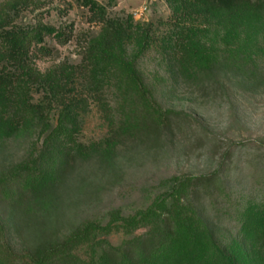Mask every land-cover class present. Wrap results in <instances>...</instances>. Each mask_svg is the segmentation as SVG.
I'll return each mask as SVG.
<instances>
[{
  "label": "rangeland",
  "instance_id": "374dc122",
  "mask_svg": "<svg viewBox=\"0 0 264 264\" xmlns=\"http://www.w3.org/2000/svg\"><path fill=\"white\" fill-rule=\"evenodd\" d=\"M96 1L108 18L128 24L132 17L150 30L152 44L140 57L138 70L160 106L177 115L152 134L123 133V102L115 83H106L102 104L95 103L83 123L79 142L84 152L56 181L49 211L32 197L22 199L10 190L21 182L18 176L38 162L45 137H0V192L10 190L6 203L0 199V224L11 248L21 254L36 237L67 236L90 221L107 224L115 213L134 216L166 192L174 177L218 174L216 185L198 193L192 203L223 246L252 257L244 224L251 214H264V16L249 18L246 32L260 38L253 49L257 53L238 66L227 61L232 46L225 36L233 31L223 20L206 27L197 17L180 21L171 0ZM16 2L18 24L54 28L68 39L63 43L46 37L50 55L32 43L34 71L47 76L66 66L82 68L90 42L103 30L83 0H0V11H10ZM199 41L223 57L200 77L185 52L188 42ZM135 50L138 47L129 43L128 55ZM81 71L79 83L90 75V68ZM100 147L113 148L106 161L96 151ZM127 238L117 232L109 240L119 246ZM81 250L84 257L90 253Z\"/></svg>",
  "mask_w": 264,
  "mask_h": 264
},
{
  "label": "trees",
  "instance_id": "16d2710c",
  "mask_svg": "<svg viewBox=\"0 0 264 264\" xmlns=\"http://www.w3.org/2000/svg\"><path fill=\"white\" fill-rule=\"evenodd\" d=\"M171 1L180 21L197 17L199 25L205 27L217 19L227 23V29L233 31L225 36L227 46H232L227 61L241 66L256 56L253 49L260 38L247 33L245 26L251 16L254 21L264 16V0ZM83 4L103 23L102 33L90 42L82 68L66 66L47 76L37 74L31 67L30 45L34 43L40 52L50 55L45 38L51 36L66 43L67 37L54 28L18 24V2L10 6V11H0V137L37 133L45 137L38 162L22 172L18 176L21 182L10 190L22 199L32 197L36 205L48 211L56 181L84 152L79 142L83 123L93 105L102 104L106 83H115L123 102V133L149 135L169 126L177 115L160 106L138 70L140 57L152 44L145 24L135 23L132 17L128 24L112 20L96 0H83ZM129 43L138 47L133 56L127 52ZM185 48L199 77L223 62L222 55L215 54L204 42H188ZM84 68H90L89 79L79 83ZM112 150L100 147L96 151L106 161ZM218 178V174L174 177L167 191L136 215L115 213L107 224L90 221L67 236L36 237L21 254L11 248L0 224V264H264V214H251L245 222V238L254 252L250 257L240 250V256L223 246L192 203L198 193L211 190ZM10 190L0 192L1 201L9 200ZM248 213L250 210L247 216ZM140 230H144L143 234L136 236ZM117 232L128 236L119 246L109 240ZM81 249L90 251L87 257Z\"/></svg>",
  "mask_w": 264,
  "mask_h": 264
}]
</instances>
